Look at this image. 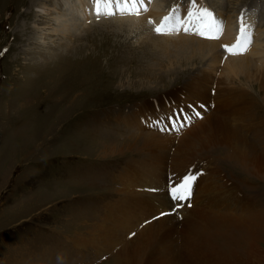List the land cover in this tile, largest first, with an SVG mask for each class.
<instances>
[{
	"label": "rangeland",
	"instance_id": "374dc122",
	"mask_svg": "<svg viewBox=\"0 0 264 264\" xmlns=\"http://www.w3.org/2000/svg\"><path fill=\"white\" fill-rule=\"evenodd\" d=\"M44 1L49 5L51 0ZM203 1L210 5L207 0ZM209 1L225 18L223 31H226L234 21V8L239 7L235 5L236 0ZM252 1L259 4L258 8L250 0H240L242 5L251 7L250 14L258 27L264 29V0ZM29 6V0H0V264H119L113 256L122 253L130 260L129 264L144 261V255L132 254V251H146L148 244L151 247L153 237L147 232L150 226H143V221L139 224L136 221L128 234H121L125 238L119 242L122 252L117 246L114 251H107L106 247L99 249L92 244L100 239H112V233L97 230L99 224L109 228H115V224L128 225L122 221L127 213H133L127 209L131 204L120 208L116 203L124 196L121 188L118 189L123 180L130 178L139 189L142 184L143 190L154 195L163 193L168 183L165 176L152 181L154 178L149 179L143 167L148 163L150 171L158 166L164 168L163 164L171 159L153 156L149 162L146 152L138 153L130 139L136 142L154 139V134L157 148L161 143H173L170 140L173 138V141L181 136L192 139L194 154L183 164L194 161L185 170L178 166L182 165L180 156L174 150L168 153L171 149L168 144L165 150L170 158L174 155L178 160L177 165L171 161L172 171L178 170L181 174L192 166L195 172L203 173L194 182L192 199L186 207L205 208L204 213L210 215L238 213L245 202L252 209L258 203L264 205L263 156L257 158V152L252 150L247 152L248 160L244 161L238 159L242 153L237 156L236 146L208 145L209 148L199 152L198 145L201 131L198 123L209 113L218 115L222 123L227 122L229 129L250 148L264 147V124L260 125V120H264V68L257 67L262 72H256L253 77L239 74L228 80L220 69H211L206 64L208 54L183 59L180 65L178 62L172 65L165 60L167 57L158 58L163 52L147 60L138 59L129 56V52L138 49L134 53L141 56L143 50L139 49L161 51L159 47L165 44L164 40L147 38L143 34L151 30L147 27L141 29L143 33L133 29L116 35L110 27L105 28L108 25L104 20L109 18L94 22L106 16L96 13H90L88 20L82 21L83 24L80 21L75 31L62 36V40L61 36L49 32L44 39L46 45L32 43L28 39L30 29L34 23L42 25L44 16L36 14L39 19H34L36 7ZM76 32H80L77 38ZM63 40L71 42L72 48L59 47ZM128 44L134 49L127 48ZM220 51L215 52L221 57ZM217 66L220 68L221 64ZM210 89L216 90L215 107L190 127L183 128L182 133L158 134L141 125L140 118L147 112L143 106L150 105L152 114H160V109L167 107L176 110L173 100L209 101ZM236 108L242 111L237 112ZM128 121L133 125L128 126ZM135 135L141 137L133 139ZM129 145L130 150L117 151ZM142 170H145L144 177L140 179ZM178 181V176L172 179V182ZM224 182L230 184L222 187V190L230 188L229 202L218 199L210 188L217 190ZM153 188L160 192L149 193ZM240 195L243 197L239 198ZM160 211L155 210L153 216ZM254 211L243 218L238 215L202 220L205 222L202 227H190L193 233L184 229L169 241L175 243L168 250L174 258L166 257L174 264H191L190 254L183 248L184 240L191 234L199 253L212 258L201 264L261 263L264 210ZM115 212L116 218L110 215ZM153 216L150 217L153 219ZM136 228L146 232H136ZM76 233L86 236L79 245L75 243ZM101 233L103 237H99ZM143 238L148 244H144Z\"/></svg>",
	"mask_w": 264,
	"mask_h": 264
},
{
	"label": "bare ground",
	"instance_id": "6f19581e",
	"mask_svg": "<svg viewBox=\"0 0 264 264\" xmlns=\"http://www.w3.org/2000/svg\"><path fill=\"white\" fill-rule=\"evenodd\" d=\"M92 1H94V0H51L49 2V5H48V2L46 3L44 0H29V3H30L29 7H33V6L36 7L35 11L37 13L34 14V19H39V17H37L36 14L40 15V16H44V18H41V20H43V22L45 24L42 23V25H36V23H34L30 29V33L28 34V39L30 38V40H32L31 41L32 43H35V41H37L40 43L42 42L44 45L46 42V40H44L46 35L49 32H51V33H53V35H56L58 37L61 36L60 40H62V38H63L62 36L71 34L75 31L76 27L78 25H80L79 24L80 21L85 22L86 20H88L89 19L88 16L90 13H93V14L96 13L94 11V2H92ZM201 1L203 3H205L203 0H201ZM167 2H168V0H154L150 5L149 10L146 13H143L139 16L114 17V18L112 17V18H109L107 20H104L107 22V25H108L105 28L110 27L113 31H115L116 35L119 33H126V31L132 32L131 30H133V29H136V30L142 32L141 29L143 27H148L151 29V24L149 22H147V20L150 18L149 16L151 15L152 18L157 19L158 15L165 9L163 7H166L165 4ZM242 3L243 2H240V0L235 1V5L239 6L237 9L234 8V11H236V13L238 12L239 8L242 6ZM236 13H234V16L232 18L234 21L236 18ZM234 21H232L231 26L226 31H223L224 35H223V37H221V39L219 41L200 39V38H196V37H192V36H188V35H179V36H175V37L160 36V35H154L151 30L150 31L147 30V31H145V33L142 32L143 34L146 35L147 38L164 40L165 44H163L162 46L159 47V49H162V50L157 51L158 50L157 48L155 50H152V49L149 50L147 48H143V49H139L140 51L143 50L141 52L143 56L142 55L138 56L136 53H134L135 50H138V49H135V50L130 51V52L128 51L129 56H137L138 59L146 58V60H147V58L149 56L156 55V57H157V55L160 52H163V53L159 54L160 56L158 58L167 57L168 59H165V60H168V62L171 63L172 65L174 64V62H178L180 65L181 63H183V61H185L183 59H187V58L188 59H194V58H196V55L199 56V53L202 55L208 54L206 64L208 66H210L211 69H220L223 73H225L228 80H230V77H234V76H237L239 74L245 75L248 78L253 77V75L256 74V72H258V73L262 72L261 70L257 69V67L264 68V29L263 28L261 29L260 27H258V25H257V27H255L253 25L254 24V18L250 14V11L248 12L247 21H249V23H251L254 26V27H251V32L253 35V37H252L253 43L251 42L250 47L247 49V51H244L243 53L235 54V55L227 54V55H225V58L223 55L221 57L219 55H216L215 51H216V49H219V48H215L216 46H218L219 44L229 45L231 43H234V41L236 39L235 38L236 34L239 31V30H236V31L231 30L232 25L235 24ZM84 22H82V24ZM79 27H81V26H79ZM79 35H80V32L75 33L76 38ZM84 37H88V34L85 35ZM49 40H52V38H50ZM62 42L63 43L59 44L60 45L59 47L63 46V48H66V49L72 48L71 47L72 45L70 44L71 42L69 43V42L64 41V40ZM146 45H148V44H146ZM74 47H75V45H74ZM127 48L134 49L131 44H128ZM145 49H146V51H144ZM6 50H7V48H6ZM2 52H4V51H2ZM217 53H219V52H217ZM221 61H223L224 63ZM218 64H221L220 68H218V66H217ZM149 66H154V65L149 64ZM221 71H220V73H221ZM256 80H257V78H256ZM203 81H205V80H203ZM191 86H193V83L188 84V87H191ZM262 88H264L263 82H262ZM218 110H220V109L218 108ZM236 110H237V112H241L242 108H236ZM131 119H132V117L130 118V120ZM233 123L234 122H232V124ZM127 124H129L128 126L133 125L132 123H130V121H128ZM198 124H199V129L201 130L200 136H199V141H198V145L200 147L199 152L203 149L209 148L208 145H213V146H218V147H219V145H224L225 147L236 146L237 147V149H236L237 156H238L239 152L242 153V156H240V157L238 156L239 160L240 159L244 160V161L248 160L247 152L251 153L252 150L257 152L256 153L257 158H261V156L264 157V147H262V146L258 147V145H257V147H256L257 150H256V148L254 149L253 147L250 148L249 145L246 143V141L240 140L241 138L233 130L229 129L230 127L228 126L227 122H225V124H224L219 120L218 115L208 113V115L204 119H201ZM263 124H264V120H260V125H263ZM245 132H246V130H245ZM135 136L136 137H133V139L141 137V136L137 137L138 135H135ZM152 136L154 137V139L152 137H149L148 139L143 138L139 142H136L134 140L131 141V139H130V143L134 142V144L136 145V149H138L137 150L138 153L143 154L146 152L145 157H148L149 162H151L153 160L152 157L154 156V157L160 158V159H167V160L171 159V161L172 162L175 161V164H176V163H178L177 158L174 155L170 158L169 154H168V153H171L173 150L176 152V154H178L180 156L178 158L182 162V165H178L179 167L182 166L180 169L185 170V168L188 166V164H191L194 161V160H192L189 163H187L186 165L183 164L188 159V157H190L191 155L194 154L193 153V147L195 148V146H194L195 143L192 141V139H188L187 136L178 137L177 139H175V141H173L174 138L170 139L173 143H171L169 141L167 143H161L162 146H160L158 148L156 147L155 142H154V140H157V138H155L154 134ZM251 139H252V136H251ZM103 141H105V140H103ZM113 142L117 143L119 141H113ZM167 144L171 149H170V151H168V153H165ZM177 144H180V145H177ZM181 145H183V146H181ZM172 146H174V148ZM201 147H204V148H201ZM258 148H259V150H258ZM126 150H130V145L129 146H121L117 149L118 152H122V151H126ZM207 151L208 150H206L205 152H207ZM163 161L160 162V164L163 163ZM171 161H167V164H163L164 168H161L158 166V168L150 171L149 168L147 167L148 163L144 164L143 168L147 169L148 174H149L147 176L150 177L149 179L154 178L152 180V181H154L156 179V177H158L156 174H159V173L164 174L166 172L165 170H167L168 166L171 170V167H172V165H170ZM126 163L130 164L131 162L127 161ZM144 171L145 170H142L139 173L140 179H143ZM151 174H153L154 177H151L150 176ZM244 174H248V173L244 172ZM251 176H253V175H251ZM243 177H244V175H243ZM242 180L245 181L244 178ZM227 183H225V182L222 183V185L219 186V188H217V190H214L212 187H210V188L212 189V191H214L217 194L218 199L225 200V201L229 202L230 197L232 198L231 191H230V193H228L230 188L228 187L227 190H222V187L225 188V185L230 186V184H227ZM137 185L138 184H136L134 182H130V178H129V179L123 180L122 186L118 187V189L121 188V193H123L124 196L122 197L120 202H116V203L119 204L120 208L123 205L131 204L127 209L129 211L132 209V211H133V213H130V214L127 213L126 216L124 217L125 219L122 221V222L126 221L128 223V225L118 226L117 224H115L114 225L115 228H109L110 226L103 225L102 223L99 224L97 227V230L106 231L107 233H112V239H108L106 241H104L103 239H100L96 242L93 241L92 244L96 245V247L99 249L106 247L107 251L108 250L114 251L116 246H117L119 249V252H122L120 250V247H119V242L121 240H125V238L123 236L125 234H128L129 231H131V227L133 225H135L136 221H138L137 224H139L141 221H143V226H150V228L147 229V232L152 235L153 239L151 238V240H150L151 247H149V244H148L146 238L142 239L144 244H148L146 251H141V250H138L137 252L132 251V254H134V255H135V253H138L139 255L140 254L144 255V257H145V260L141 261V263H140V261H138V264H174V262L171 259L166 257V256L173 257L168 250L173 248L175 243L169 242V241L175 235H177V233L179 234L181 231H183L186 228L191 233H193V231L190 227H194L196 225H200L202 227V225L205 223V222L203 223L202 220L203 221H207L208 219H210V220H222V219H227V218H230L233 216H238V215H240V217L243 218L246 213H251L253 210H255L254 211L255 213L256 212H263V210H264V205L262 206L261 204L258 203V205L255 206L254 209H252L253 207L252 206L248 207L249 204H246V202H245V205L243 207H240V210L238 213L230 211V212H220V213L207 215L206 213H204V212H206L205 208L197 209V207L193 206V205H192V207H186V204L189 201L188 200L185 202H181L183 204V206L180 207L179 209H177L176 211H173V208L175 206H173L171 201L168 199L166 191H164L160 195L148 194L146 190H143L144 188H143L142 184L140 185V189L137 187ZM166 185H167V183H166ZM203 191H204V189H203ZM158 192H160V191L158 189H155V188H153L152 191L151 190L149 191V193H158ZM136 194H138V195H136ZM143 194H148V195H143ZM135 195H136V198H135ZM241 196L242 195H240V197L239 196H236V197L242 198L243 196L242 197ZM191 199H192V195H191ZM191 199H190V201H191ZM157 209L163 211V213H165V215H160V216L154 217L152 213ZM233 213H234V215H233ZM110 215H113V217L116 218L118 213H116V212L110 213ZM150 216H153V219ZM178 218L182 221L178 220ZM179 225H180V227H179ZM107 227H108V229H107ZM178 227L180 228L179 230H177ZM201 227L196 228V230H200ZM136 232L145 233L146 231L143 228H140V229L136 228ZM185 233L186 232H184L183 235H185ZM121 234H124V235L122 236ZM75 236H76L75 243L77 245H79L78 243H80V241L86 240L85 235H79L78 233H76ZM99 237H103V234L102 233L99 234ZM120 237H121V239H120ZM192 237L193 236L190 234V237L188 239H185L183 242L184 251L187 250L190 254L191 264H201L202 261H204L205 263L212 261V258H207L204 255L199 253L200 250H199L198 246L197 247L194 246V244L191 240ZM117 239H119V241ZM104 242H108V243L104 245ZM180 256L183 257L182 254ZM260 257H257V259L259 260ZM113 258L115 259V261L118 260L119 264H129V261H130L128 258H126L123 255V253L114 255ZM140 260H142V259H140ZM259 264H264V260Z\"/></svg>",
	"mask_w": 264,
	"mask_h": 264
},
{
	"label": "snow or ice",
	"instance_id": "6c2138e0",
	"mask_svg": "<svg viewBox=\"0 0 264 264\" xmlns=\"http://www.w3.org/2000/svg\"><path fill=\"white\" fill-rule=\"evenodd\" d=\"M113 6L115 7V11L138 15L139 8L143 7V0H94V11L97 15H113ZM238 19L240 27L234 43L222 46L233 55L246 51L252 42V26L245 22L243 13H241ZM149 23L153 24V31L157 34H171L173 32L184 31L194 32L209 39H217L219 38V34L223 32V22L209 8L200 6L197 0H190L187 13L183 16H181L179 7L173 6L168 14L161 18L159 24H156L151 19ZM202 174V172L193 173L189 170L178 182L170 183L168 189L169 195L176 202L173 211L183 206L181 202L190 199L193 184L197 177ZM161 215H165V213H161Z\"/></svg>",
	"mask_w": 264,
	"mask_h": 264
},
{
	"label": "clouds",
	"instance_id": "9594fccd",
	"mask_svg": "<svg viewBox=\"0 0 264 264\" xmlns=\"http://www.w3.org/2000/svg\"><path fill=\"white\" fill-rule=\"evenodd\" d=\"M203 118V117H202ZM187 129V128H186Z\"/></svg>",
	"mask_w": 264,
	"mask_h": 264
}]
</instances>
